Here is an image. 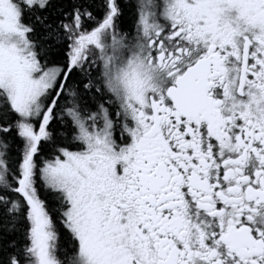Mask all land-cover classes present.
<instances>
[{"label": "snow or ice", "instance_id": "obj_1", "mask_svg": "<svg viewBox=\"0 0 264 264\" xmlns=\"http://www.w3.org/2000/svg\"><path fill=\"white\" fill-rule=\"evenodd\" d=\"M0 264H264V0H0Z\"/></svg>", "mask_w": 264, "mask_h": 264}]
</instances>
